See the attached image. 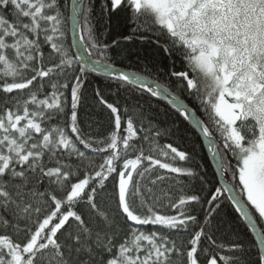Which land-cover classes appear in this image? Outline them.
I'll return each instance as SVG.
<instances>
[{"label": "snow or ice", "instance_id": "snow-or-ice-1", "mask_svg": "<svg viewBox=\"0 0 264 264\" xmlns=\"http://www.w3.org/2000/svg\"><path fill=\"white\" fill-rule=\"evenodd\" d=\"M63 8L62 0H0V264H264V0H103V14L127 11L132 25L111 43L98 42L95 4L71 3L74 24L87 32L80 39L101 56L137 37H154L169 57L178 52L185 70L171 76L198 101L219 142L169 89L72 54ZM89 66L121 88L167 99L208 138L220 167L234 169L236 185L197 194L203 170L178 163L193 161L194 148L181 149L179 125L161 129L134 99L139 93L117 105L94 89L108 129L91 131L99 121L83 91ZM225 192L255 234L251 244L222 213Z\"/></svg>", "mask_w": 264, "mask_h": 264}, {"label": "trees", "instance_id": "trees-1", "mask_svg": "<svg viewBox=\"0 0 264 264\" xmlns=\"http://www.w3.org/2000/svg\"><path fill=\"white\" fill-rule=\"evenodd\" d=\"M103 0H85V8L91 7L95 4V9L91 14L93 22L96 24V32L98 37V42L111 43L112 39L118 38L122 35H127L132 28L128 20L129 13L127 11L121 10L117 13H112L110 15L103 14L101 12L100 4ZM64 5L63 12L65 16L64 31L66 33L64 44L70 49V52L75 55L70 35V10H71V0H62ZM107 28V34L105 35V29ZM87 37V32L81 33ZM149 36L151 34L149 33ZM85 47L91 51V53L98 59L107 62L109 64L132 70L144 75H147L156 81L163 84L165 87L174 91L179 97H181L191 109H195V112L202 119V121L208 124L210 129H213L212 124L209 122L207 115L202 111L198 101H196L193 95L187 91L185 87H182L181 81H177L175 77L171 76L172 71L185 70V63L182 57L177 53H174L171 57L168 56L166 52L156 51L154 46V37L150 40H141L137 37L132 42L122 43L118 48H114L111 51L105 53L103 56L99 55L97 50L91 46L90 42L85 39L82 40ZM152 53H155L154 55ZM71 75V73H70ZM99 88L106 100L110 103H116L117 105L125 103V99L129 96L130 92L139 93L135 95L134 99L139 100V102L149 109L153 116L156 117V123L159 124L161 129L170 127L173 123L179 125L180 132L175 137L178 141L181 149H193L194 148V160L188 162L187 164L183 162H178L180 166H192L198 164L203 170L202 174L205 177L206 184L201 186L197 184V188H202L203 191H198L197 194H201L202 197H207L208 193L214 192L215 188H222L221 183L209 161L208 155L206 153L203 141L195 130V128L190 124L189 121H184L182 117L176 112V110L171 106V104L165 99L159 97H152L147 92H140L138 86L132 85L126 88L119 87V82L106 77L97 72L87 70V80L85 81L84 94L90 100V111L94 119L99 121V126L93 124L91 131L98 133L100 135H106L108 124H107V110L102 109L95 104L93 100L94 89ZM28 93L25 91L20 94L26 96ZM213 136L219 142V133L213 129ZM171 139L167 137H161L160 143H170ZM92 160L95 164L102 162V157L92 156ZM232 164L235 165V159H232ZM225 170L232 184L235 186L236 181L233 179L234 169L225 164ZM109 189L111 190V184L109 183ZM187 191V189H185ZM62 195V193L60 194ZM173 195H179L178 192L173 191ZM223 200L222 213L227 214L228 218L235 224L236 230L240 233L241 237L248 243L255 241L251 231L247 227L246 223L242 219H237L239 214L235 211L233 205L227 199L226 194L221 197ZM188 208H194L197 212L201 211V206L199 204H190L186 206ZM206 210V206L204 208ZM167 211V210H166ZM255 215V214H254ZM260 227H264V223L258 221ZM141 231L152 232L160 231V226L155 225H144L140 226ZM165 234H170L175 236L179 241L181 239L186 243L190 236L186 233L176 234L168 230ZM258 251V247L254 250ZM227 254V253H224Z\"/></svg>", "mask_w": 264, "mask_h": 264}, {"label": "water", "instance_id": "water-1", "mask_svg": "<svg viewBox=\"0 0 264 264\" xmlns=\"http://www.w3.org/2000/svg\"><path fill=\"white\" fill-rule=\"evenodd\" d=\"M71 3H72V0H71ZM82 3H83V5H85V0H82ZM74 29H75V31H74ZM70 35H71V42H72V47H73L74 53H75V55L78 58L82 54L86 59L87 58H94V59L100 60V59L96 58L91 53V51H89L84 46L83 41L80 39L81 29L79 27H76V25L74 24L72 8L70 10ZM102 62H104V61H102ZM81 66H83V65H81ZM115 67L118 68V69H121V70L130 71V72H134V73L140 74L142 76V78H145V79H147L149 81V86H155V84L158 83V84L161 85V87L167 88L163 84H161L160 82L156 81L155 79H153V78H151V77H149L147 75H144V74H141V73L132 71V70H128V69H125V68H121V67H118V66H115ZM88 69L91 70V67L89 66ZM95 72H97V73H99L101 75H104V76L108 77L103 70H98V71H95ZM167 89H169V88H167ZM170 91L179 98V100H180L181 103H183L190 110H192L189 107V105L181 97H179L174 91H172V90H170ZM159 98L165 99L163 97H159ZM165 100L168 101L167 99H165ZM195 116H196L197 119H200L202 121V119L198 116V114L196 112H195ZM190 124L193 126V124L191 122H190ZM194 128L198 132V134L200 135V137H201V139L203 141V144L205 146L206 153L208 155L209 161H210V163H211V165H212V167H213V169H214V171H215V173H216V175H217V177H218V179H219V181L221 183V186L224 187L225 185H233L232 182H231V180L229 179V177L227 175V172L225 170V167H224V169H222L220 167V165L217 163L216 159L213 158L212 153L209 151V147H208L209 146V140H208V138L203 135V133L200 131L199 128H196V127H194ZM225 194H226V196H228V193L227 192H225ZM244 222L247 225V222L246 221H244ZM258 227H260L259 224H258ZM252 235H253V237L255 239V234L252 233ZM257 247H258V245H257Z\"/></svg>", "mask_w": 264, "mask_h": 264}, {"label": "rangeland", "instance_id": "rangeland-1", "mask_svg": "<svg viewBox=\"0 0 264 264\" xmlns=\"http://www.w3.org/2000/svg\"><path fill=\"white\" fill-rule=\"evenodd\" d=\"M264 223V222H263Z\"/></svg>", "mask_w": 264, "mask_h": 264}]
</instances>
